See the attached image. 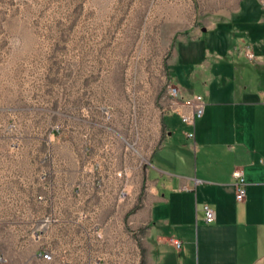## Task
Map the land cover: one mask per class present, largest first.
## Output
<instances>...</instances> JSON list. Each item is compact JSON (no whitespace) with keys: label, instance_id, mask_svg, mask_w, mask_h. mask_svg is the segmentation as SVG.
I'll return each instance as SVG.
<instances>
[{"label":"rangeland","instance_id":"obj_1","mask_svg":"<svg viewBox=\"0 0 264 264\" xmlns=\"http://www.w3.org/2000/svg\"><path fill=\"white\" fill-rule=\"evenodd\" d=\"M206 24L202 0H0V264H44L25 203L51 190L43 172L56 193L75 182L92 200L98 182L136 212L169 84L203 93L181 57L204 48ZM108 253L98 260L125 262Z\"/></svg>","mask_w":264,"mask_h":264},{"label":"crops","instance_id":"obj_2","mask_svg":"<svg viewBox=\"0 0 264 264\" xmlns=\"http://www.w3.org/2000/svg\"><path fill=\"white\" fill-rule=\"evenodd\" d=\"M262 1L202 0L207 24L194 42L204 48L181 61L191 69L192 87L201 84L203 93L178 86L183 99L204 95V115L196 121L195 140L187 138L189 127L179 115L164 116L166 133L144 168L146 191L136 212L113 200L110 190L98 196V182L92 200L80 199L75 182L67 194L56 193L43 172L51 190L25 203L40 216V251L53 255L44 264H103V252H120L122 264H264ZM246 46L261 60H249ZM173 116L178 122L168 121ZM235 167L245 173L243 201L236 199ZM205 204L216 221H206ZM86 206L94 211L85 212ZM171 238L183 242L181 250Z\"/></svg>","mask_w":264,"mask_h":264},{"label":"built area","instance_id":"obj_3","mask_svg":"<svg viewBox=\"0 0 264 264\" xmlns=\"http://www.w3.org/2000/svg\"><path fill=\"white\" fill-rule=\"evenodd\" d=\"M264 5V0L262 1ZM240 49V48H238ZM243 52L247 58L253 62L260 61L259 56L254 52L251 46L243 47ZM169 94L175 100L169 114H177L180 116L182 122L189 127L186 131V136L189 140H195V126L197 119L204 115L205 111V98L203 94H195L190 99H183L180 96V88L172 82L168 86ZM234 179V187L236 191V199L243 201L246 198V182L245 173L242 167H235L232 173ZM121 197L126 198L128 191L126 188L121 190ZM205 219L208 223L216 221V212L208 204L204 205ZM170 242L178 249L181 250L183 242L180 239L171 238ZM39 256L41 259L52 260L53 255L47 251H40Z\"/></svg>","mask_w":264,"mask_h":264}]
</instances>
